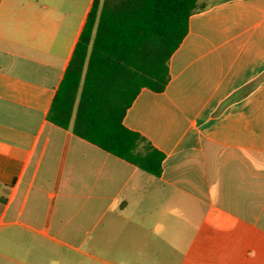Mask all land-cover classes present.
Here are the masks:
<instances>
[{"label": "crops", "instance_id": "0c3cea01", "mask_svg": "<svg viewBox=\"0 0 264 264\" xmlns=\"http://www.w3.org/2000/svg\"><path fill=\"white\" fill-rule=\"evenodd\" d=\"M91 2L0 0V264H264V0H199L126 110L158 176L46 118Z\"/></svg>", "mask_w": 264, "mask_h": 264}, {"label": "trees", "instance_id": "16d2710c", "mask_svg": "<svg viewBox=\"0 0 264 264\" xmlns=\"http://www.w3.org/2000/svg\"><path fill=\"white\" fill-rule=\"evenodd\" d=\"M203 8L199 0H92L47 120L158 176L164 155L123 117L141 88L164 90L188 18Z\"/></svg>", "mask_w": 264, "mask_h": 264}]
</instances>
